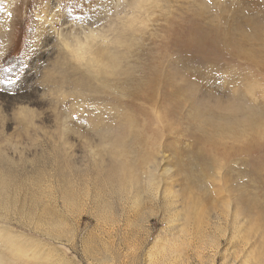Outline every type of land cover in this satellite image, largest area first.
Masks as SVG:
<instances>
[{"label":"rangeland","instance_id":"obj_1","mask_svg":"<svg viewBox=\"0 0 264 264\" xmlns=\"http://www.w3.org/2000/svg\"><path fill=\"white\" fill-rule=\"evenodd\" d=\"M134 6L0 0V264H264V0Z\"/></svg>","mask_w":264,"mask_h":264},{"label":"bare ground","instance_id":"obj_2","mask_svg":"<svg viewBox=\"0 0 264 264\" xmlns=\"http://www.w3.org/2000/svg\"><path fill=\"white\" fill-rule=\"evenodd\" d=\"M145 1L146 0H135V6L134 7L140 8ZM98 36H101L100 33H95V32L93 33V32L90 31V33H86V35H85L83 40L74 37V39H75V41H74L75 42V50L77 52L82 53V54H83V52L84 53H90V56H87V57H84L82 55V58L83 57L85 58L84 59V65H86L88 67V69H90L89 67H91V68L93 67L97 71L100 69V68H98V64H99V66H100V64L103 65L104 68L102 66H100V67H102L104 70H106V68L109 67V66L110 67H114L113 66L114 59H113V56L109 52L108 53L105 52L104 54L103 53L97 54V52L95 51L96 49L93 47L94 45L92 44V41L95 38H97ZM69 41H70L69 39H68V41L65 40L63 44H65V46L70 48L71 49L70 51L72 52V47H71V44L69 43ZM76 57H78V56H76ZM80 60H83V59H80ZM99 71H101V70H99ZM95 202L96 203H100L102 201L98 197L97 199H95Z\"/></svg>","mask_w":264,"mask_h":264}]
</instances>
